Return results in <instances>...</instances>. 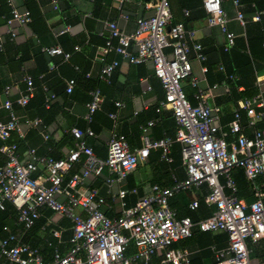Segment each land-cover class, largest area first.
Masks as SVG:
<instances>
[{
  "label": "built area",
  "instance_id": "1",
  "mask_svg": "<svg viewBox=\"0 0 264 264\" xmlns=\"http://www.w3.org/2000/svg\"><path fill=\"white\" fill-rule=\"evenodd\" d=\"M123 2L119 0V5ZM6 3L10 14L6 19L8 25L14 22L26 25L31 21L28 9L19 10L12 0H6ZM233 3L236 7L239 5L238 0ZM50 4L54 10L58 9V0H50ZM203 8L207 23L218 26L224 33V50L229 49L236 35L227 29L222 0H203ZM122 17L127 18V15L122 13ZM235 19L244 26L246 20L240 9H237ZM251 19L258 21L260 12H255ZM171 20L169 0H158L152 13L135 18L131 32H124L114 21L107 22L108 36L100 48L102 64L96 77L109 82L118 67L117 59L106 60L109 53L114 52L132 64L150 62L164 93L156 112L163 108L171 111L175 122L173 136L151 138L149 130L155 120H150L141 126L142 145L131 147L124 134L113 130L106 144L105 157H98L86 141V137L94 136L90 124L103 102L101 90L95 87L89 91L86 126L70 129L73 145L62 157L41 155L35 148H30L26 158L21 159L17 155V143L6 140L14 132L20 138L24 136L22 118L16 106L25 107L33 96V78L30 75L24 78L25 88L14 100L7 96L10 86L3 88L0 109L7 116L0 120V153L5 157L0 166V210L5 209L7 201L12 203L17 210V222L26 231L42 215V209H48L67 217L72 233L69 250L62 253L54 247L51 260L45 261L39 248L22 241L15 230L5 225L6 236L0 239V264H191L189 250L175 244L190 237L194 228L201 232L226 233L224 247L211 246L212 264H260L250 256L247 242L264 237V127L255 125L264 115V100L259 94L238 100L226 126L221 120L220 107L210 103L208 97L210 89L218 85L204 89L199 86L200 80L193 76L190 84L195 89L196 104H192L182 82L192 75V61L202 63L205 59L204 47L195 39L196 30ZM43 50L50 55H61L65 60L71 55L58 46ZM54 67L55 64L51 65ZM74 69L79 70V67ZM219 69L223 66L219 65ZM200 70L201 80H205L207 69L202 65ZM85 76L90 77V72ZM227 78L236 76L231 74ZM74 86L75 79H67L65 91L71 93ZM43 90L45 106L49 107L55 94L46 86ZM115 105L120 107L121 103ZM241 110L247 116L246 126L252 127L251 135L244 132ZM108 116L116 125V112L110 111ZM23 122L31 127L39 125L41 120L24 118ZM42 135L45 139L49 137L46 133ZM174 142L181 145L185 178H172L171 186L154 183L133 205L126 206L124 197L137 194L138 189L121 187L114 191L113 185L122 182L139 163L147 160L151 149H159L161 159L170 163ZM75 165L80 168L74 170ZM40 167L45 172L42 177L36 176ZM235 168H241L249 181L253 193L251 200L237 197V185L231 175ZM100 176L103 177L104 194L99 186L83 185L86 178ZM258 177L262 178L261 182L257 181ZM202 183L208 188L203 201L214 207L212 213L196 221L190 216L179 217L177 210L169 204L170 198L179 190L197 188ZM107 198L118 204L119 214L113 218L103 211ZM198 205L195 198L188 203V208L194 210ZM76 209L82 214H77ZM51 223L48 219L43 229ZM50 234L60 237L56 228L51 229ZM46 244L51 246L52 242L47 240Z\"/></svg>",
  "mask_w": 264,
  "mask_h": 264
},
{
  "label": "crops",
  "instance_id": "2",
  "mask_svg": "<svg viewBox=\"0 0 264 264\" xmlns=\"http://www.w3.org/2000/svg\"><path fill=\"white\" fill-rule=\"evenodd\" d=\"M157 1L124 0L122 6H120L119 0H58V9L54 10L50 0H12L19 10L26 8L30 11L31 21L26 25H21L17 22L8 25L6 19L10 15L9 7L6 0H0V93L8 85L10 86V92L7 96L11 100L16 99L25 88L24 78L30 75L34 82V93L31 97L35 99L33 107H37L41 114L32 116L36 109L31 108L29 110L26 106H16L17 113L22 118L21 130L24 136L20 138L14 132L6 142L17 143V155L19 158L25 159L27 150L30 148H35L37 153L41 155L50 154L53 157H62L73 145L70 129L74 127L84 128L86 126L85 115L87 114L89 91L80 85L74 86L71 93L65 91L66 80L75 74L73 68L75 66H80L81 69L90 72L91 78L96 81V86L103 95L101 108L96 111V116L90 125L94 131V136L86 137L87 143L92 146L94 153L98 157H105L106 144L113 130L124 134L131 147H140L142 145L141 126L150 120H155L149 130L151 138L157 139L164 135L172 136L175 130V122L171 111L163 108L159 113L156 112V107L163 98V89L159 79L153 73V67L150 62L132 64L114 52L109 53L105 57L106 60L117 59L119 61L118 67L113 71L109 82L100 81L96 77L102 64L100 48L108 36L106 23L114 21L124 32H131L135 27V18L152 13L153 6ZM183 1L188 3V0ZM170 2L174 9L173 17L181 19L184 16L182 13L187 11V9L184 11L179 9V0H170ZM238 2L239 5L236 7L233 0H222L227 16V28L235 34L240 33L242 29L240 23L235 19L236 11L237 9H247L242 2ZM257 4L264 8V0H257ZM192 12L194 13L195 11ZM122 13L126 14L127 18H123ZM188 25L196 30L195 39L205 44L206 48L210 49L211 52H213L214 48L224 45V33L218 26H210L207 23V17L192 19L188 22ZM54 46L70 52L69 59L65 60L61 55H50L43 50L45 47ZM75 46H78L79 49L75 50ZM169 51V49H166L167 53ZM53 64H55V67L51 68ZM202 65V63L193 60V72L188 77L189 84L185 81L182 84L188 90L193 91V94L195 89L190 84L193 76L200 80L199 86L202 88L212 87L206 77L205 80H201L202 73L200 68ZM256 81L259 88L258 94L264 100V74L257 76ZM44 86L55 94V97L50 101L49 107L45 106L48 110L43 109L41 106L43 101L45 105ZM228 91L227 85L221 83L216 88L210 89L208 96L210 103L214 105L216 104V98L222 102V105L219 106L222 114L221 120L227 122L226 126L233 117L232 112L234 109V104L230 105L224 102ZM193 94L192 98L194 99ZM4 97L2 95V98ZM116 102H120L121 106H116ZM110 111L117 114L116 125H113L112 120L108 116ZM6 116V112L0 109V120L5 119ZM24 118H39L41 123L30 127L23 122ZM242 121L243 119L241 118ZM262 124H264V115L257 120L255 125L259 127ZM242 126L244 132L251 135L252 127L244 125L243 122ZM42 133H46L49 137L45 139ZM4 162L5 157L0 153V166ZM79 168L80 166L78 165L73 167L74 170ZM184 172L182 162L179 167L171 169L167 162L165 163L161 159L160 150L151 149L147 160L139 163L122 182L113 185V190L116 191L121 187H135L138 189L137 194H127L124 197L126 206H128L127 196L136 195L138 198L139 195L147 193L154 183L161 186L166 185V183L170 182L169 178L177 177L183 180L185 177ZM103 174L106 175V171ZM44 175L45 172L40 167L36 176L42 177ZM98 182H100V185H96ZM83 185L85 187L96 185L101 188L103 194L105 192L102 176L86 178ZM249 187L251 189L250 184ZM195 198H198V196L193 197V199ZM252 198L253 193L251 190V194L245 199L251 200ZM8 204L11 205L12 216L11 224L9 223L7 226L11 230H15L21 236V240L26 243L28 242L25 237L30 231L35 235H32L34 240H36V236L41 237L39 243L33 247L39 248L40 251L46 246L49 248L50 257L46 261L51 260L54 247H57L62 253L69 250V238L72 231L70 220L67 217L59 216L48 209H42L40 217H46L40 228H34L35 222L30 229L23 231L21 225L17 222V210L14 205L7 201L4 210H6ZM103 211L106 215L113 218L119 214L118 204L107 198V205H103ZM46 213L48 214L46 215ZM76 213L82 214L80 210ZM48 219H51L52 223L43 229ZM54 228L60 231L59 238L50 234L51 229ZM3 233V237H5L6 232L4 230ZM47 240L52 242L51 246L46 244ZM178 242L182 245H189V248L178 245ZM178 242L176 243L178 247L189 250L190 260L191 255L194 256V263L191 261V264L213 263L211 246H218L217 244L197 243L191 241L190 238H185ZM28 244L32 246V244ZM247 245L252 254L251 257L260 264H264V237L256 242L248 240Z\"/></svg>",
  "mask_w": 264,
  "mask_h": 264
},
{
  "label": "trees",
  "instance_id": "3",
  "mask_svg": "<svg viewBox=\"0 0 264 264\" xmlns=\"http://www.w3.org/2000/svg\"><path fill=\"white\" fill-rule=\"evenodd\" d=\"M244 4V7L247 9L242 10L245 16V24L242 26L241 32L238 34H235L234 44L227 49L224 50L223 46L219 48H214L213 52H211L210 49L206 48V45L203 44V52L205 54V59L202 61V64L206 67L205 77L207 81L210 83V85L217 84L218 86L223 83L227 85L229 88V91L225 95V101L226 103L237 104V101L244 98H251L259 93V88L257 85V76L264 74V8L259 6L257 4V0H238ZM188 3L183 0H179V9L185 10L187 9V14L184 12L182 13L184 16H182L181 19H177L173 17V11L171 2L169 0L171 12H172V23L176 22H183L187 27H189L188 22L190 20L198 19L200 17H207V14L203 8V0H188ZM223 7V4H222ZM224 9V8H223ZM192 11H195L194 13ZM260 12V19L258 21H252L251 16L255 12ZM228 29V28H227ZM229 30V29H228ZM105 42V40H104ZM219 65L223 66V69H219ZM74 68V67H73ZM86 70L81 69L79 66V70L74 69V75L71 78L75 79V86L80 85L84 86L88 91L91 89L97 87L96 81L93 80L90 77H86ZM234 74L236 78L234 79H228L227 76ZM187 82L189 84V78H185L183 82ZM182 82V84H183ZM182 88L187 96V98L191 101L192 104H196V101L192 98L193 91L188 90L184 85H182ZM164 96V93H163ZM35 99H30L28 104L26 105L27 109H36V111L33 113L32 116L41 115L39 111L37 110V107H33ZM223 102V103H224ZM215 105L221 106L222 102L219 101L217 98L215 99ZM39 105V104H38ZM42 108L46 109L44 105V101L42 103ZM48 110V109H46ZM233 114V112H232ZM96 116V112L93 115V119ZM241 117L243 119V124L246 125L247 119L245 115V111H241ZM223 124H226L227 122L223 121ZM92 123V122H91ZM91 125V124H90ZM259 127H264V124ZM175 132V130H174ZM174 133L172 134V136ZM172 162L167 163L171 169H175L176 167H179L181 164V145L178 142H174L172 145ZM50 155V154H49ZM59 158V157H54ZM164 162V161H163ZM166 163V162H165ZM185 173V172H184ZM231 174L237 184V197L239 198H246L251 194V189L249 187V182L245 179L243 170L241 168H235L231 171ZM177 178V177H176ZM185 178V177H184ZM183 178V179H184ZM170 179V182L166 183V185L163 186H171L172 185V179ZM178 180H182L177 178ZM258 182L262 181L261 177H258ZM100 185V182H98L96 185ZM193 188L196 191L200 192V195L198 196L199 205L196 209L191 210L188 208V203L193 200V196L188 194L186 192V189L179 190L177 193H175L169 200V204L172 208H175L177 210V214L179 217L182 216H190L193 221H196L200 218H204L209 216L212 211L214 210L213 206H207L203 198L208 192V188L206 184L202 183L199 187H190ZM127 205L131 206L135 203L137 200L136 195H130L127 196ZM12 208L11 205H7L6 210L0 211V238L4 236L3 233V226L11 224V216H12ZM48 213H46L47 215ZM45 217H40L34 226V228H40V226L45 222ZM30 231L26 237L25 240L32 244V246H36L39 241L41 240V237L36 236V240H34L33 235ZM33 235V236H32ZM193 242H204V244H217L218 246L226 245L227 243V235L224 232H201L197 228L193 229L192 235L188 237ZM189 241V240H188ZM179 243V242H178ZM177 245V244H175ZM181 246H185L189 248V245L187 246L178 244ZM177 245V246H178ZM209 248V246H208ZM45 261L49 259L50 257V250L46 246L43 250H41ZM131 252V251H130ZM191 261L194 263V256L191 255Z\"/></svg>",
  "mask_w": 264,
  "mask_h": 264
},
{
  "label": "rangeland",
  "instance_id": "4",
  "mask_svg": "<svg viewBox=\"0 0 264 264\" xmlns=\"http://www.w3.org/2000/svg\"><path fill=\"white\" fill-rule=\"evenodd\" d=\"M186 192L188 193V194H190L191 196H199L200 195V192L199 191H196V190H194L193 188H187L186 189ZM79 209H76L75 210V212H77ZM252 254L250 253V256H251Z\"/></svg>",
  "mask_w": 264,
  "mask_h": 264
}]
</instances>
